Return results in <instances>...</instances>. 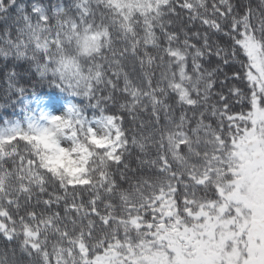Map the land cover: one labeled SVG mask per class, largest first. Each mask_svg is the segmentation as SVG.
Here are the masks:
<instances>
[{"label": "snow or ice", "instance_id": "obj_1", "mask_svg": "<svg viewBox=\"0 0 264 264\" xmlns=\"http://www.w3.org/2000/svg\"><path fill=\"white\" fill-rule=\"evenodd\" d=\"M0 264H264V0H0Z\"/></svg>", "mask_w": 264, "mask_h": 264}]
</instances>
